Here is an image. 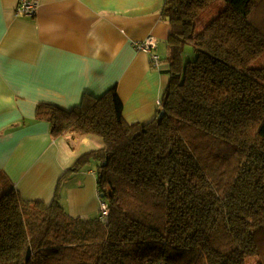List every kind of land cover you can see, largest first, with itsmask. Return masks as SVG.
Segmentation results:
<instances>
[{
    "label": "trees",
    "instance_id": "trees-1",
    "mask_svg": "<svg viewBox=\"0 0 264 264\" xmlns=\"http://www.w3.org/2000/svg\"><path fill=\"white\" fill-rule=\"evenodd\" d=\"M217 1L166 0L171 77L153 120L127 122L115 89L38 104L53 137L103 140L65 177L95 162L109 213L25 200L0 171V264H264V0Z\"/></svg>",
    "mask_w": 264,
    "mask_h": 264
},
{
    "label": "crops",
    "instance_id": "crops-1",
    "mask_svg": "<svg viewBox=\"0 0 264 264\" xmlns=\"http://www.w3.org/2000/svg\"><path fill=\"white\" fill-rule=\"evenodd\" d=\"M34 16L19 0H0V171L25 200L56 198L73 217L100 213L97 169L90 162L65 177L83 154L103 146L92 134H51L36 118L40 103L65 109L115 89L129 123L153 120L170 81L135 47L153 35L166 58L172 27L166 0H37ZM63 177H65L63 179ZM57 196V197H56Z\"/></svg>",
    "mask_w": 264,
    "mask_h": 264
},
{
    "label": "built area",
    "instance_id": "built-area-1",
    "mask_svg": "<svg viewBox=\"0 0 264 264\" xmlns=\"http://www.w3.org/2000/svg\"><path fill=\"white\" fill-rule=\"evenodd\" d=\"M38 11L37 0H19V5L16 9V14L19 16H34ZM135 47L140 51H145L150 54L151 64L155 68H159L162 63V58L159 54L154 52L157 48V39L155 36L150 35L144 41L135 42ZM109 213L107 203L101 201L100 205V217L102 220H106Z\"/></svg>",
    "mask_w": 264,
    "mask_h": 264
},
{
    "label": "rangeland",
    "instance_id": "rangeland-1",
    "mask_svg": "<svg viewBox=\"0 0 264 264\" xmlns=\"http://www.w3.org/2000/svg\"><path fill=\"white\" fill-rule=\"evenodd\" d=\"M222 4L223 3V0H219V2L217 1V4ZM207 19H204L203 21H206ZM194 48H193V46L190 44V45H188V46H185V55H186V58H191V57H194L195 56V54H194V50H193ZM162 62H166V64L170 67V65H169V62H168V60H166V58H164L163 60H162ZM255 65H257V66H262V65H264V58H260L259 60H257L256 62H255Z\"/></svg>",
    "mask_w": 264,
    "mask_h": 264
},
{
    "label": "water",
    "instance_id": "water-1",
    "mask_svg": "<svg viewBox=\"0 0 264 264\" xmlns=\"http://www.w3.org/2000/svg\"><path fill=\"white\" fill-rule=\"evenodd\" d=\"M30 253V252H29ZM29 253H28V256H29Z\"/></svg>",
    "mask_w": 264,
    "mask_h": 264
}]
</instances>
